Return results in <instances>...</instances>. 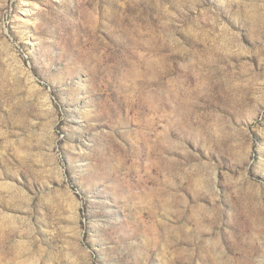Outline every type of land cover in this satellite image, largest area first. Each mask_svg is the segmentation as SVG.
<instances>
[{
	"label": "rangeland",
	"instance_id": "rangeland-1",
	"mask_svg": "<svg viewBox=\"0 0 264 264\" xmlns=\"http://www.w3.org/2000/svg\"><path fill=\"white\" fill-rule=\"evenodd\" d=\"M0 264H264V0H0Z\"/></svg>",
	"mask_w": 264,
	"mask_h": 264
}]
</instances>
